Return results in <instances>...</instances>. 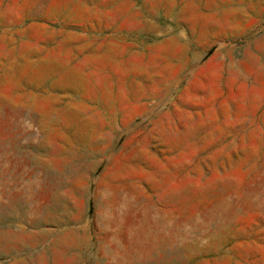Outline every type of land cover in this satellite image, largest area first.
<instances>
[{
    "label": "rangeland",
    "instance_id": "rangeland-1",
    "mask_svg": "<svg viewBox=\"0 0 264 264\" xmlns=\"http://www.w3.org/2000/svg\"><path fill=\"white\" fill-rule=\"evenodd\" d=\"M0 264H264V0H0Z\"/></svg>",
    "mask_w": 264,
    "mask_h": 264
}]
</instances>
